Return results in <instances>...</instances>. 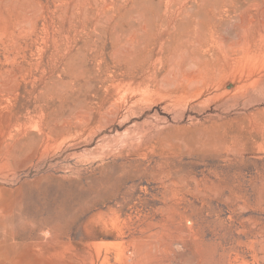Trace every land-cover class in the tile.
<instances>
[{
    "label": "rangeland",
    "instance_id": "374dc122",
    "mask_svg": "<svg viewBox=\"0 0 264 264\" xmlns=\"http://www.w3.org/2000/svg\"><path fill=\"white\" fill-rule=\"evenodd\" d=\"M191 1L0 0V257L47 228L79 243L125 194L128 235L192 236L160 246L171 264H264V24L244 19L261 0ZM184 6L207 51L204 74L179 90L159 36ZM185 22L177 38L194 40ZM153 56L141 79L136 66ZM164 215L177 220L166 232ZM111 238L93 242L119 264Z\"/></svg>",
    "mask_w": 264,
    "mask_h": 264
},
{
    "label": "bare ground",
    "instance_id": "6f19581e",
    "mask_svg": "<svg viewBox=\"0 0 264 264\" xmlns=\"http://www.w3.org/2000/svg\"><path fill=\"white\" fill-rule=\"evenodd\" d=\"M155 1V0H154ZM187 1V0H186ZM191 1V0H190ZM152 1H149L148 3H150ZM182 2V1H181ZM192 2V1H191ZM147 3V4H148ZM157 3V1H156ZM189 3V2H188ZM58 4V3H57ZM151 4V3H150ZM203 2H201L200 5H198V7H192V6H184L182 7L183 10L181 12V9L180 10V16L179 17H175L173 15H171V17H168L167 16V20H165V23H164V27L165 28V31L164 32H161L160 34V40H159V49L161 50H164L166 47H167V44L168 46L170 45L171 49H170V52H171V55L169 56L168 60H167V64H169L168 66H171V69L169 70V73H172L174 75V79H175V82H177V88L176 89H179L181 90L180 88H184V85L186 84L187 81H189V78L191 77L192 73L191 71H197L196 73H200V74H204V71H205V66L206 64L203 63V59L205 58V55H206V51H207V47H205L204 45H202L200 43V36H199V31H198V23H193V21L191 20L190 18V12L191 11H195L196 9H199L201 6H203ZM59 5V4H58ZM161 5V4H160ZM185 5V4H184ZM158 6V5H156ZM180 7V6H179ZM256 7V15L253 16L252 14L249 15V16H245L244 19H250V18H259L260 20L263 21V24H264V0H261V2L257 5H255ZM157 8V7H156ZM177 8V7H176ZM196 8V9H194ZM168 9V8H167ZM172 10V9H171ZM177 10V12L179 11ZM202 10V8L200 9ZM197 11V10H196ZM200 12V11H198ZM244 12V11H243ZM165 13V12H164ZM192 13V12H191ZM246 13V12H245ZM193 14V13H192ZM247 14V13H246ZM181 19V21H187V24H190V25H193V26H190V25H187L185 28L188 29H191L192 32H194V40H191L192 39V36L189 37V35L187 34H184L183 36L180 35L178 36L177 38V29H176V22L177 20ZM194 18V17H193ZM49 19V18H48ZM214 20V19H213ZM212 21V20H211ZM186 23V22H185ZM213 26H216V25H213ZM210 28V27H209ZM111 29V28H110ZM185 30V29H184ZM190 34V33H189ZM180 37V38H179ZM176 39V40H175ZM171 40H175L174 44H170ZM204 40V39H203ZM161 52V51H160ZM169 52V51H168ZM155 53V52H153ZM160 54V53H159ZM151 55V53L149 54ZM163 55V54H162ZM134 56V54H133ZM136 56V55H135ZM131 57V56H129ZM161 57V56H160ZM163 57V56H162ZM153 57H150V58H147L145 57L143 59L142 62L138 63V65L136 66L138 69H140L141 67V76L140 78L142 77V75L144 73H149L151 72L153 69H154V66H155V59H153ZM158 59V58H157ZM164 59V58H163ZM162 59V60H163ZM132 60V58L130 59ZM207 60V59H205ZM214 60V59H213ZM136 61V60H135ZM134 61V62H135ZM131 62V61H130ZM133 62V63H134ZM157 63V62H156ZM160 63V62H159ZM158 63V64H159ZM165 63V62H164ZM137 64V63H136ZM133 65V64H132ZM161 65V64H160ZM159 65V66H160ZM164 65V64H163ZM128 68V67H127ZM132 68V67H131ZM158 68V67H157ZM168 68V67H167ZM207 68V67H206ZM134 69V68H133ZM162 69V68H161ZM126 70V68H125ZM155 70V69H154ZM153 70V71H154ZM158 71V70H157ZM162 71V70H161ZM168 71V69H167ZM134 72V70H133ZM139 73V72H138ZM159 73V71H158ZM167 73V72H166ZM145 74V75H147ZM150 74V73H149ZM148 74V75H149ZM143 75V76H145ZM172 75V76H173ZM155 76V75H153ZM151 77V76H150ZM149 77V78H150ZM180 77V78H179ZM135 78L137 79L136 76H133L132 77V82H135ZM144 78V77H143ZM148 77L146 79H149ZM172 78V77H171ZM177 78V79H176ZM142 79V78H141ZM151 79H153L151 77ZM135 80V81H134ZM156 80V79H154ZM144 81V80H142ZM140 81V83L142 82ZM149 81V80H148ZM157 81V80H156ZM155 81V82H156ZM153 82V81H151ZM158 82V81H157ZM136 83V82H135ZM139 83V82H138ZM143 84V83H142ZM146 84V83H145ZM149 84V82H148ZM189 83L187 82V85ZM230 84V83H229ZM232 84V83H231ZM115 85V84H114ZM162 87H165L166 88V84L163 83L161 84ZM175 85V86H176ZM132 86H135V84H133ZM138 86V85H137ZM136 86V87H137ZM145 86V85H143ZM142 86V89L144 88ZM147 86V85H146ZM145 86V88H146ZM117 87H120L119 85H117ZM141 87V86H140ZM230 88V85L228 86ZM139 88V87H138ZM136 88V89H138ZM236 88V89H235ZM234 90H231L230 89L227 91L225 89V91L223 92L224 94H233L234 92L236 91H239L241 90L242 88H244V86H239V87H235ZM135 89V88H134ZM140 89V88H139ZM169 89V88H168ZM141 91V90H140ZM145 91V90H144ZM173 90H170L169 92H172ZM178 91V90H177ZM177 91H174L175 93ZM147 92L150 93V91H148L147 89ZM146 92V93H147ZM146 93L144 92V96L146 95ZM222 95V94H221ZM142 96V95H141ZM158 168V167H157ZM167 171V170H166ZM161 172V171H160ZM156 175V174H155ZM169 175V173H168ZM171 175V174H170ZM169 175V176H170ZM163 177V175H161ZM161 177V178H162ZM167 177V176H166ZM174 176H172L173 178ZM165 178V177H164ZM155 179V178H154ZM166 179V178H165ZM168 179V177H167ZM174 179V178H173ZM157 180V179H155ZM175 180V179H174ZM161 181V180H160ZM186 181V180H185ZM171 182V181H170ZM175 182V181H174ZM173 182V183H174ZM207 182V181H206ZM172 183V182H171ZM179 183V182H178ZM201 184V183H200ZM164 189V188H163ZM120 191V190H119ZM101 192V191H100ZM177 193V192H176ZM122 194V193H121ZM120 194V195H121ZM178 194V193H177ZM104 195V194H103ZM202 195V194H201ZM217 195V194H216ZM181 196V195H180ZM97 197V196H95ZM161 197V196H160ZM94 198V197H93ZM98 198V197H97ZM96 198V199H97ZM205 198V196H204ZM102 199V198H101ZM127 201V197L125 196V194H123V196H121V199L118 200V209L117 210H113V209H110L109 208V212L108 214H110V217L107 218L105 217V214L104 212L101 213L98 212L99 214H97L96 216L94 217H91V219H89L86 224L84 225V228L83 229H86V233L84 235V233H82V235H84L85 237L84 238H80L82 236L79 237V243L76 244V242L73 241V238H71L70 235L68 234H57L56 232H54L52 229H46V231H42L43 233L40 235L38 234L36 236V239L35 241L32 240L33 238H29V237H26L24 238V240L26 239L25 243L23 244L24 245V249L22 250V253L20 252V254L17 256L18 254V251H16L17 254H15L14 257L12 260H10L11 258H8V256L10 255H7L5 257L7 258H3L0 257V264H25V263H31V261L36 264H66L68 262L70 263H76V264H110L111 263V253L109 250H106V251H103V248L102 246L100 245H96L95 242H93L94 240L98 239V238H104V237H112V238H116L118 240H120V251L116 254L115 256V259L116 261L119 263V264H129V262L131 264H168L166 263V261H169V264L170 263V260H171V257L169 256L170 254L168 253V249L167 250H164V251H160V246H162V248L164 247H168L170 249V246L173 244V242H177L178 238L181 239V242L183 243H187L190 242L192 243V236L190 237L189 234H185V233H179L180 234H174V235H168L166 233H161L158 234V233H152V235L150 234L148 237L145 236V233L147 232L146 230H143L142 228H140V232L138 233V235H128L127 231L129 229V223L126 219H124V217L122 216V209H123V206L124 204L126 203ZM10 202V201H9ZM85 204L87 201H84ZM91 203V202H89ZM7 205V204H6ZM5 205V206H6ZM63 205V204H62ZM61 205V206H62ZM88 205V204H87ZM91 205V204H89ZM1 206V205H0ZM11 206V205H10ZM10 206H8L10 208ZM99 206V205H98ZM4 207V206H3ZM7 207V208H8ZM85 207V206H84ZM83 207V208H84ZM170 207V206H169ZM167 207V208H169ZM5 208V207H4ZM8 209H5V211L7 210V212H9ZM13 207L11 206L10 208V211ZM23 208V207H22ZM63 208V207H62ZM76 208H79V207H76ZM82 208V207H81ZM174 208V207H173ZM1 209V207H0ZM14 209V208H13ZM26 209V208H25ZM64 209V208H63ZM88 209V208H87ZM157 209V208H156ZM155 209V210H156ZM170 209V208H169ZM168 209V211H169ZM173 210V209H172ZM1 211V210H0ZM79 211V210H78ZM99 211V210H98ZM5 213L8 214V213ZM28 212V211H27ZM26 212V213H27ZM72 212V211H71ZM77 212V210H76ZM96 212V211H95ZM167 212V211H166ZM170 212V211H169ZM173 212V211H172ZM3 213V214H4ZM14 213L15 215V212H12L11 211V214ZM94 213V212H93ZM161 213V212H160ZM2 214V213H1ZM2 214V215H3ZM28 214V213H27ZM52 214V213H51ZM57 214V213H56ZM62 214V213H61ZM68 214V213H67ZM165 214V213H164ZM175 216H176V213H174ZM12 215V216H14ZM70 215V213H69ZM75 215V214H74ZM169 215V214H167ZM184 215V214H183ZM4 216V215H3ZM12 216H9V218L12 219H15L14 217ZM34 216V215H33ZM58 216V215H57ZM64 216V215H63ZM72 216V215H71ZM109 216V215H108ZM166 215H164L165 217ZM173 217H168L166 216V220H165V223H167V221H169L167 224H165L163 226V223L162 226L163 228H165V232H166V228L169 227L168 225L170 226H174V224L176 223V219H175V216L172 215ZM56 217V216H54ZM69 217V216H68ZM67 215H66V218H68ZM76 217V216H75ZM140 217V216H139ZM142 217V216H141ZM181 217V216H179ZM3 218V217H2ZM6 218V217H5ZM4 218V219H5ZM7 218V219H9ZM18 218L19 215H18ZM57 218V217H56ZM63 218V217H62ZM90 218V217H89ZM123 218V219H122ZM21 219V218H20ZM19 219V220H20ZM64 219V220H65ZM69 219V218H68ZM71 219V218H70ZM73 219V217H72ZM84 219V218H83ZM184 219V218H183ZM18 220V221H19ZM59 220V219H58ZM62 220V219H61ZM182 220V219H180ZM0 221H1V218H0ZM4 221V220H3ZM2 221V222H3ZM17 221V220H16ZM30 221V219H29ZM63 221V220H62ZM8 222V220H7ZM65 222V221H63ZM130 222V221H129ZM134 221H132L133 223ZM182 223V221H179ZM6 223V222H4ZM12 223V222H10ZM25 223V222H24ZM30 223V222H29ZM144 223V222H143ZM149 223H152V222H149ZM187 223V222H186ZM1 224V222H0ZM7 224V223H6ZM28 224V222H27ZM81 224V222L79 223ZM81 224V225H82ZM111 224V227L114 229V231H106V229H108V226ZM145 224V223H144ZM148 224V223H146ZM155 224V223H154ZM14 225V224H13ZM12 225V226H13ZM30 224H28L29 226ZM33 225V224H31ZM35 225V224H34ZM75 225V224H74ZM80 225V226H81ZM132 225V224H130ZM141 225V224H140ZM139 225V226H140ZM156 225H158L156 223ZM188 225V223H187ZM2 226V225H1ZM136 226V225H135ZM138 226V225H137ZM149 226V225H147ZM180 226V225H179ZM4 227L5 224H4ZM34 227V226H33ZM40 227V226H39ZM77 227V226H76ZM91 229H90V228ZM102 227V229L100 228ZM143 227V226H142ZM153 227V226H152ZM160 227V226H159ZM2 228V227H0ZM11 228V227H10ZM32 228V227H31ZM188 228H189V225H188ZM3 229V228H2ZM12 229V228H11ZM41 229V228H40ZM69 229V228H68ZM82 229V230H83ZM147 229V228H146ZM154 229V228H153ZM170 229V228H169ZM191 229V228H190ZM189 229V230H190ZM8 230V228H7ZM7 230H5L4 232H6ZM42 230V229H41ZM63 230V229H62ZM76 230V229H75ZM89 230V231H88ZM130 230V229H129ZM135 230V229H133ZM3 231V230H2ZM0 231V234L1 232ZM78 231V230H77ZM139 231V230H138ZM146 231V232H145ZM174 231V230H173ZM172 231V232H173ZM14 232V231H13ZM81 232V231H80ZM129 232V231H128ZM153 232V231H151ZM171 232V234H172ZM175 232V231H174ZM8 233V232H6ZM41 233V232H40ZM137 233V231H136ZM169 233V232H168ZM177 233V231H176ZM5 234V233H4ZM9 234H12L11 231L10 233H8V240L11 241L12 243V240H13V243L14 245L15 244H19L18 242H14V239H15V234L12 236L14 237H10L11 235ZM170 234V233H169ZM3 236V235H2ZM156 237V241L154 243H151L150 240L151 238H155ZM1 238V237H0ZM5 238V237H4ZM7 238V237H6ZM5 238V239H6ZM111 238V239H112ZM167 238H168V242H167ZM5 239H2L3 241ZM11 239V240H10ZM19 240V239H18ZM28 240V241H27ZM102 240V239H101ZM2 241V242H3ZM20 241V240H19ZM97 241V240H96ZM6 242V241H5ZM4 242V243H5ZM8 242V241H7ZM6 242V243H7ZM99 242L97 241V244ZM118 243V241H117ZM101 244V243H100ZM7 244H5L6 246ZM23 245H20V246H23ZM195 245H198V244H195ZM11 246H13L11 244ZM10 244L6 247H11ZM17 246V249L18 248V245H15V247ZM19 246V247H20ZM173 246V245H172ZM1 247V245H0ZM5 247V248H6ZM4 248V249H5ZM6 249V250H13V248H9V249ZM1 249V248H0ZM3 249V248H2ZM16 249V248H15ZM16 249V250H17ZM155 249V250H153ZM172 249V248H171ZM21 250V249H20ZM163 250V249H162ZM3 253L7 252V251H3L1 250ZM0 251V253L3 255V253ZM153 251H155L153 253ZM157 252V253H156ZM158 252H160V254H158ZM172 252H173V249H172ZM15 253V252H14ZM177 253V252H176ZM0 254V256H1ZM8 254V252H7ZM169 254V255H168ZM6 255V254H5ZM172 255V254H171ZM190 255V254H189ZM174 256V255H173ZM10 257V256H9ZM176 257V255H175ZM175 257H172V258H175ZM186 257V256H185ZM192 258V257H191ZM190 258V259H191ZM15 259V260H14ZM176 259V258H175ZM174 259V260H175ZM182 259V258H181ZM8 260V261H7ZM173 260V259H172ZM183 261V260H182ZM197 262V261H196ZM195 262V263H196ZM179 264V263H178Z\"/></svg>",
    "mask_w": 264,
    "mask_h": 264
}]
</instances>
